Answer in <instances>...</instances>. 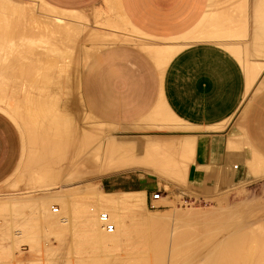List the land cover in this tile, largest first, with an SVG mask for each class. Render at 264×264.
Returning a JSON list of instances; mask_svg holds the SVG:
<instances>
[{
    "label": "crops",
    "instance_id": "crops-1",
    "mask_svg": "<svg viewBox=\"0 0 264 264\" xmlns=\"http://www.w3.org/2000/svg\"><path fill=\"white\" fill-rule=\"evenodd\" d=\"M43 1L62 12L64 31L82 33L72 51L83 58L75 73L80 99L95 119L128 131L120 140L150 137L182 148L192 136L188 183L203 195L230 188L226 170L251 162L249 153L264 160V0ZM166 111L188 130L165 120ZM152 126L159 131H133ZM20 142L0 116V178L22 164ZM136 181L132 192L148 198L150 182Z\"/></svg>",
    "mask_w": 264,
    "mask_h": 264
},
{
    "label": "bare ground",
    "instance_id": "bare-ground-1",
    "mask_svg": "<svg viewBox=\"0 0 264 264\" xmlns=\"http://www.w3.org/2000/svg\"><path fill=\"white\" fill-rule=\"evenodd\" d=\"M5 1V0H4ZM248 1V0H247ZM7 3H9V2H7ZM0 4L2 5V4H4L3 5V7H1V8H4V11H2V12H6L7 14H9V13H11L12 14V16H13V14H15V13H21L20 11H18L17 12V8H20V7H16V9H15V7L12 5V3L10 2V4L9 5H7L6 3H1L0 2ZM10 5H12V6H10ZM248 6V5H247ZM19 10H22V9H19ZM13 12V13H12ZM0 13H1V9H0ZM3 13V14H4ZM5 13V14H6ZM2 14V13H1ZM1 14H0V17H1ZM245 15V14H244ZM8 16H10V15H8ZM3 17H4V15H3ZM8 18V17H7ZM17 18V17H16ZM19 18V17H18ZM23 18H25V16L23 17ZM31 18V17H30ZM259 18V17H258ZM1 19V18H0ZM245 19V18H244ZM5 20H8V19H6L5 17H4V19L2 20L1 19V21H5ZM11 20V19H10ZM25 20V19H24ZM26 20H27V18H26ZM30 20V19H29ZM59 22H61L59 19H57ZM63 20V19H62ZM0 21V28H1V32H0V38H4V39H6V37L7 38H9V39H13L12 41H15L16 39H15V37H17V35H19V33H20V38L21 37H23V38H25V39H27L26 38V35H29V41L27 40V45L28 46H26V43H23V42H26V40L25 41H23L22 42V40H23V38H21L22 40H20V38H18V41H21L20 43L19 42H17L19 45H22V44H24V45H22L21 46V48H23L24 50H27V51H25V52H23V53H25V55L27 54L28 55V50H29V48H33V46H35V42H34V44L32 43L33 41H34V39H33V41H32V38H33V36H34V34H31L32 33V31H33V28L31 27H29L30 29H28V27L26 28V27H23L22 26V24H20V23H18V25L19 26H16V27H20L19 29L18 28H16L15 29V25H13L12 27H13V30H9L8 31V27H10V26H7L6 28H7V30H6V32H4L5 31V29L3 30L2 28H5L4 26H5V23H7V21H5V22H3V24H2V22ZM14 21H16V20H14ZM20 21H21V18H20ZM70 21V20H69ZM228 21V20H227ZM244 21V20H243ZM58 22V25L60 24V26H55V28L56 29H58V30H56L57 31V34H58V32H61L60 34H61V36H60V34H58V35H55L56 33H54V35H55V38L54 39H56V37H61V40H60V42L58 43L57 42V44L55 43L56 42V40H55V42H53V40H51L52 42H50V39H52L53 38V36H49V38H47V36H46V39H48V40H46L45 38H43V37H45L44 35L43 36H41V37H39V41L40 42H38V38L36 39L35 38V41L36 42H38V44H39V46H41V48H43V50H42V53L41 54H39L40 52H37V55L39 54V60L37 61V59H34V60H36V62L38 63H40L41 62V65H42V68H39V69H41V71L40 70H38V71H40L39 73H38V71L37 72H35L36 74L38 73L41 77H39V79H40V83H42V84H40V86L41 87H38L37 85H38V78H37V75H36V79H38V80H36L35 81V83L37 82V85H35L34 84V82H33V85L31 84H22V81H20L21 79H20V77L19 78H17L18 76L17 75H19V73H23L24 74V72H25V75L28 77L27 79H29V78H31L30 80H33L34 81V79L35 78H33L32 79V77H35V76H32V75H34V73L32 74V75H30V71H28L29 69H27V71H26V68L27 67H29L28 65H27V63L29 64V62H30V64L31 63H33V62H31L30 60H29V58L31 57V55H28L27 57H28V59H26L25 58V55L22 57V58H19L20 56H19V54H21V52L22 51H20V50H22V49H20V48H18L16 45V43L15 42H11L10 40V42L11 43H13L12 44V46H10L12 49H11V52L13 51V50H16V52L15 51H13V52H15L14 53V55L15 56H13V59L12 60H10L12 57H10V59H9V56H7L8 55V52H10V50L9 51H7V53L6 54H4L2 57H0V67H1V64H2V62H5V65L4 66H2V68H0V73L2 74V76H1V74H0V76L2 77V79L4 80H2V81H0L1 83H0V90L2 89V93H3V91H5L4 89L6 88V86H9L8 85V83L10 84V77L11 76H9L10 74H11V72H15L17 69H18V71H16L17 72V74H15L14 73V79H13V84H15V86L13 87V84H12V88H13V90H10V93H12V96H11V98H13L14 96H15V98H16V100H17V102L16 101H14V102H16V103H18V104H20V103H23V107L26 109V116H24V117H28L29 118V120H30V122H33L32 120H39V121H37V122H39V123H37L36 121H34V122H36V126L38 125V124H40V125H38L39 127H41L42 129H43V132H40L41 130H38L37 131V133L39 132V134H37V133H33L34 134V139H32V143L33 144H35V146L36 147H41V149H42V147H43V150H44V154L46 153L47 154V156H48V154H49V156L48 157H45V156H40V155H35V154H32V156H31V159L32 160H35V161H37V163L35 164V162H34V164H31L30 166V168L32 169V167H34L35 169H34V171L35 170H37V171H35L36 173H37V175L39 176V174L41 175V179H43L44 180V177L46 176V177H49L48 179L50 180V181H53V182H50L51 183V185L49 186V185H47L48 184V182L49 181H47L46 183L47 184H45L44 183V186H42L43 185V183H42V185L40 186V185H38V187L37 188H39V186H40V188L38 189V192H41V193H43L44 194V196L45 195H47L45 198H41L43 195H41V197H40V199H34V200H36V201H32V199L30 198L29 200H28V198H26V201H24V200H16V198H14V200H12V201H9L8 199V201H6V198H1V199H5V201H4V203H3V200H1L2 201V203L0 202V218L2 217V226H3V230H2V232L3 233H0V242H1V244H0V255H4L3 256V260H1L0 259V264H7V263H5V262H8L10 259H14V250H13V248H14V243H19L20 242V239L21 238H23V234H24V237L28 240V235H29V233H26V230H25V227H24V225H22V224H27V219H25V222L23 223V219H22V217H21V220L22 221H20L21 222V226H19L17 223H15V222H17L16 220H15V222L12 220V219H14V217L12 218L11 216H16L15 215V213L13 214V212H14V210L18 207H20L19 209H21V207H24V208H26V206H30L29 208H31V206L32 207H34V209L36 210V212H37V215L39 216V219L41 220V221H43L44 222V225L43 226H41V227H44L43 229L45 230L46 228H45V225L46 226H48L49 228V230L51 229V231H48L49 233H50V235H51V237H55L56 239L58 238V242H59V240L61 241L62 240V243H63V241H67V242H69L70 240H71V238H70V235L71 236H73V234H70L72 231L71 230H73V228L74 227H76V226H78V222H80V223H83L84 224V229H85V231H83V232H85V236H86V241H89L90 243H92V242H94V243H102V244H108V243H110L111 245L110 246H112V247H115V248H121L122 246H124L125 244H127L128 242H130V241H132L131 243H132V246H135V245H137V244H135V245H133L134 243V240H132L133 238H132V234L134 235V233L136 234V235H134V236H136V238H137V236H138V239L137 240H139V241H144V242H148V243H151V242H153V241H156V240H154L155 238H157L158 239V234H161L162 233V230L164 231V229H163V227H164V224L166 223L165 221V223L163 222V220H164V218L162 219V220H160L161 219V217H159V219L158 218H155V219H157V220H151V219H153V218H151V217H147L146 216V214H144V211L143 210H141L140 209V205H139V201L140 200H138L139 199V196H138V194H143V193H141V192H124L123 194L125 195V198L123 199V200H121V199H118V198H116V197H108V196H106L104 193H102V190H101V188L99 189L98 187V185H96L95 187H90V188H88V191H87V193H85L86 194V197L88 198V199H90L91 200V204H92V206H89L90 204H88L87 205V202H81V209H80V206L79 205H76L74 202H76V201H78V198H76V196H75V199H76V201H74V193H80V191L81 190H79L78 188H77V190H76V188H75V190H72V189H70V183H69V186H67V184L66 183H63L62 184V181L65 179L64 177H65V175H67V174H69L73 169H71V171H69V173H67L66 174V172H64L66 169H69L70 170V168L72 167V168H75L76 170L73 172V174L75 175V176H77V177H79L80 175H84V176H90V175H94L95 176V179L96 178H100V177H108V176H113V175H118V174H123V173H130V172H140V173H143V174H145V175H151V176H154V177H156V178H158L159 180H161V181H166V182H173V180H174V183H177L178 181H180V182H184V178H187L188 177V175H189V173H191L192 172V170H191V168H192V164H190V162H191V160H192V157H193V153H194V142H193V140H192V136H191V140L189 141H187L186 140V143L184 144V146L181 148H179V147H174V146H172V145H165L162 141H160V140H157V139H153V138H150L149 136V138H136V139H122V140H116V139H112V140H105V141H108L107 143H105V146L104 147H101L100 145H102V141L101 142H99V143H101L99 146H98V142L97 141H99L98 139L101 137H99V138H96V135H94L95 137V139L97 140H93V138H91V136H92V134L94 133V132H96L97 130L95 129V131L94 130H92V128H91V130H89V129H87L88 130V132H86L83 128H80L81 129V131H83L84 130V132L86 133V136H84V138L86 137V139H84V138H81V132H79L80 130L78 129L79 128V126H77V125H79V124H81V123H78L77 124V122L79 121V116H77V120H76V118H75V116L73 115V114H71L72 115V118H71V116H69L68 117V115H67V113H65V110H68V108L70 107L69 106V104H71V103H73V102H69V104H68V100H66V102H67V106H69L67 109L65 108H63V109H60V106H59V104H61L62 102H64V103H66L65 102V100L64 101H62L63 100V96L65 95L67 98H72L73 97V99L72 100H74L75 99V92L73 91V93L74 94H72V93H70L69 92V87H68V85H67V81H69L70 80V76H68V72L70 71V70H73V74L74 73H76L77 71H78V65H79V63L81 62V59L79 58V56L78 55H76V54H74L73 52L75 51V49L74 48H76L77 46H76V43H77V39L76 38H78L79 36H80V34H82V33H80L79 34V32H77L76 34H77V37L76 38H74L73 37V35L72 34H70V33H74V31H72V30H70V29H66V30H68V32H64L63 31V21L61 22V23H59ZM73 22H74V20H73ZM99 22V21H98ZM11 23V22H10ZM25 23V22H24ZM238 23V22H237ZM246 23V22H245ZM17 24V23H16ZM229 24V23H228ZM244 24V23H243ZM2 25H3V27H2ZM9 25V24H8ZM11 27V28H12ZM238 27V26H237ZM24 28V29H23ZM26 28V29H25ZM73 28V27H72ZM233 28V27H232ZM242 28V27H241ZM84 29V28H83ZM228 29H229V27H228ZM244 29V28H243ZM15 30H17V31H15ZM20 32H19V31ZM24 30H26L25 31V33H24V31L22 32V31ZM30 30H31V32H30ZM51 30V29H50ZM55 30H52V31H55ZM60 30V31H59ZM74 30V29H73ZM241 30V29H240ZM239 30V31H240ZM10 31H11V33H13L12 31H15V33H13L12 34V36L10 35L11 33H10ZM30 32V34H29V32ZM47 31H49V29H47ZM52 31H49V32H52ZM72 31V32H71ZM229 31H230V29H229ZM246 31V30H245ZM5 33L4 35L3 34H1V33ZM8 32V33H7ZM17 32H19V33H17ZM233 32H234V30H233ZM243 32V31H242ZM242 32H240V34L242 33ZM6 33H7V36H6ZM48 32H46V34H47ZM84 33V32H83ZM90 33V32H89ZM228 33H230V32H228ZM247 33V31L245 32V34ZM10 36H9V35ZM16 36H15V35ZM21 34H25V35H22L21 36ZM79 34V35H78ZM85 34H86V32H85ZM231 34H232V32H231ZM240 34H238V38L240 37L239 35ZM244 34V33H243ZM1 35H2V37H1ZM14 35V36H13ZM33 35V36H32ZM48 35H49V33H48ZM74 35H75V33H74ZM84 35V34H83ZM97 35V34H96ZM233 36H234V34H232ZM237 35V34H236ZM249 35V34H248ZM4 36V37H3ZM6 36V37H5ZM30 36H32V38L30 37ZM94 36V35H93ZM93 36H92V38H93ZM100 36V35H99ZM10 37H12V38H10ZM71 37H73V38H71ZM86 37V36H85ZM84 37V38H85ZM90 38V36L89 35H87V37L86 38ZM224 37V36H223ZM230 37V36H229ZM243 37V36H242ZM30 38H31V40H30ZM40 38H42V41H41V39ZM80 38V37H79ZM101 37H99V39H100ZM221 38V37H220ZM235 38H237V36L235 37ZM237 38V39H238ZM4 39H0V42H1V40H4ZM82 39V38H81ZM91 39V38H90ZM109 39H111V38H109ZM224 39V38H223ZM233 39H234V37H233ZM242 39V38H241ZM246 39V38H245ZM225 40V39H224ZM231 40V39H230ZM6 41V40H5ZM75 41V42H74ZM86 41V40H85ZM220 41V40H219ZM4 42V41H3ZM79 42H80V40H79ZM78 42V43H79ZM233 42V41H232ZM9 42L7 41V45L9 46V44H8ZM29 43H31V44H33L32 45V47H31V45H29ZM55 43V44H54ZM77 43V44H78ZM82 43V42H81ZM235 43V42H234ZM238 43V42H237ZM1 44V43H0ZM5 44V45H6ZM105 44V43H104ZM2 45V44H1ZM4 45V46H5ZM15 45V46H14ZM18 45V46H19ZM79 45V44H78ZM239 45V44H238ZM36 46H38V45H36ZM35 46V47H36ZM7 47V46H6ZM15 47V48H14ZM26 47V48H25ZM28 47V48H27ZM33 48V49H35V50H37V47L36 48ZM228 47V46H227ZM235 47V46H234ZM238 47V46H237ZM249 47V46H248ZM19 50H18V49ZM38 48H40V47H38ZM60 48H62V49H64V51H66V55L64 56V54H62L63 55V57L60 59V63H59V66L57 67V68H51V66L49 67V66H43L44 64H45V61L47 60V58H49L50 57V54L51 55H53L51 52L52 51H54V50H58V49H60ZM7 49V48H6ZM73 49V50H72ZM17 50H18V52H19V54H17L18 52H17ZM23 50V51H24ZM35 50H34V52H35ZM247 50V49H246ZM33 51V50H32ZM73 51V52H72ZM10 52V53H11ZM13 52H12V54H11V56L13 55ZM27 52V53H26ZM33 52V53H34ZM30 53H32L31 51L29 52V54ZM64 53V52H63ZM76 53V52H75ZM240 53V52H239ZM78 54L80 55V53L78 52ZM249 54V53H248ZM247 54V55H248ZM10 55V54H9ZM16 55H17V57H16ZM35 54H33L32 55V58H30V59H33V58H35V57H33ZM36 55V57L38 58V56ZM245 55V54H244ZM19 56V57H18ZM30 56V57H29ZM41 56V57H40ZM7 57H8V59H9V61H8V59H7ZM17 58V60L19 59L20 61H21V63L19 64V60L17 61V60H15L16 58ZM43 57V58H42ZM81 57V56H80ZM83 57V56H82ZM245 57H247V56H245ZM1 58H2V60H1ZM23 61H22V60ZM40 59H41V61H40ZM80 59V60H79ZM83 59V58H82ZM14 60V61H13ZM33 60V61H34ZM27 61V62H26ZM247 61V60H246ZM22 62H24V64L22 63ZM35 62V61H34ZM42 62H43V64H42ZM20 65L19 67H18V64ZM262 62H259V65L261 64ZM22 64V65H21ZM29 64V65H30ZM82 64V63H81ZM80 64V66H82ZM26 65H27V67H26ZM255 65V64H254ZM22 66H24V67H22ZM33 67H37V66H34V64L32 65ZM40 66V64L38 65V67ZM251 66H252V64H251ZM261 66V65H260ZM264 66V65H263ZM263 66H261V68H264ZM32 67V68H33ZM13 68H15L16 70H14ZM49 68H51V69H49ZM80 68V67H79ZM38 69V68H37ZM256 69H258V67L256 66ZM19 70H20V72H19ZM32 70V69H31ZM36 70V69H35ZM80 70V69H79ZM261 70V69H260ZM81 71V70H80ZM80 71H78V72H80ZM258 70H256V72H257ZM27 72H29V73H27ZM254 72V71H253ZM257 74V73H256ZM260 75V74H259ZM17 76V77H16ZM20 76V75H19ZM31 76V77H30ZM75 76H77L76 74H75ZM74 76V77H75ZM80 76V75H79ZM0 77V78H1ZM7 78L6 80H8V83L6 84V83H3L2 84V82H5V79L4 78ZM15 77H16V79H15ZM78 79L80 78V77H77ZM12 79H11V81H12ZM18 79H20V80H18ZM1 80V79H0ZM29 80V83L31 82ZM71 81V80H70ZM18 82V83H17ZM19 82L21 83V84H19ZM78 82V81H77ZM77 82H76V84H77ZM80 82V81H79ZM16 83L18 84V85H16ZM32 83V82H31ZM6 84V85H5ZM70 84V83H69ZM78 84H80V83H78ZM5 85V86H4ZM35 85V86H34ZM37 86V87H36ZM69 86H71V85H69ZM64 87V88H63ZM76 87H77V85H76ZM75 87V88H76ZM79 87H80V85H79ZM9 88V87H8ZM11 88V89H12ZM36 88H38V89H40L39 91H38V89H36ZM73 88V87H72ZM71 88V89H72ZM78 88V87H77ZM33 89H36L35 91H37V92H39V93H37V94H35L36 92L33 90ZM74 89V88H73ZM78 89H80V88H78ZM66 90V91H65ZM68 90V91H67ZM6 91H8V89H6ZM35 92V93H34ZM67 92H69L70 93V95H69V97L67 96ZM2 93H1V95H2ZM34 93V94H33ZM80 93V92H79ZM4 94V96L6 97V94H7V92L6 93H3ZM72 95H74V96H72ZM79 96H80V94H78ZM8 96H10V94L8 95ZM3 98V97H0V98H3L4 100H1L0 99V111L1 112H3L5 115H7L8 117H9V115L13 118V119H15V120H17V117L18 118H23V114L20 112V108H22L21 107V105H19L20 106V108H18V105H17V108L16 107H14V108H12V107H9V106H6V108H3V105H4V103H6L5 102V99L6 98ZM10 98V97H9ZM37 98H38V101H39V103H41L39 106L37 105V106H34L33 105V103H34V99H36L37 100ZM77 98H79V97H77ZM80 98H82V97H80ZM42 99V100H41ZM10 100V99H9ZM22 100V101H21ZM40 100H41V102H40ZM79 100H81V99H79ZM79 100H78V102H79ZM76 101V100H75ZM82 101V100H81ZM77 102V103H78ZM10 103H11V101H10ZM9 103V104H10ZM76 102H74V104H75ZM74 104H71V105H74ZM80 105H81V103H79ZM6 105H8V104H6ZM12 105V104H11ZM84 105V104H83ZM62 106V105H61ZM63 106H65L64 104H63ZM78 107V106H77ZM23 108V109H24ZM79 108V107H78ZM77 108V109H78ZM71 109V108H70ZM75 109V108H74ZM87 110H88V108H86ZM80 110V109H79ZM79 110H77V111H79ZM70 111H72V110H70ZM82 111V110H81ZM89 111V110H88ZM72 112H74V110L72 111ZM76 112V111H75ZM167 112V111H166ZM165 112V115H163V117L165 116V120L167 119V121H173L174 122V124H175V121H176V123L178 122L179 123V121H178V119H177V117L175 116V115H173V116H171L170 114V112H167L168 114H169V116H168V118H166L167 116L166 115H168L167 113ZM77 114L79 113L80 115H82L81 114V112H76ZM75 113V114H76ZM78 114V115H79ZM90 115V114H89ZM92 115V114H91ZM88 116V115H87ZM156 116H157V113H156ZM155 116V117H156ZM175 116V117H174ZM73 117H74V119L76 120V122L74 123V125H73V123H72V121H71V119H73ZM86 117V116H85ZM90 117V116H89ZM94 117V116H93ZM92 117V118H93ZM10 118V117H9ZM79 118V119H78ZM88 118V117H87ZM91 118V117H90ZM91 118V119H92ZM147 118V117H146ZM150 118H152V117H150ZM27 119V118H26ZM73 119V120H74ZM82 119V118H81ZM86 118H84L83 120H85ZM97 119V118H96ZM82 120V121H83ZM164 120V121H165ZM87 121H89V123L91 122L90 120H87ZM93 121V120H92ZM154 121L155 122H157L156 124H158V121L157 120H155L154 119ZM161 121V120H160ZM162 121H163V119H162ZM166 121V122H167ZM85 123H86V121H84ZM93 122H95V121H93ZM143 122V121H142ZM154 122V123H155ZM165 122V123H166ZM29 123V122H28ZM103 123V122H102ZM147 123H148V121H147ZM153 122H151V124H152ZM164 123V124H165ZM168 123V122H167ZM30 124V123H29ZM101 124V123H100ZM99 124V126H100V128L103 126H101ZM136 124V123H135ZM170 124V123H169ZM181 124V123H180ZM179 124V125H180ZM34 125H35V123H34ZM93 125V124H92ZM94 125H96V124H94ZM93 125V126H94ZM98 125V124H97ZM149 125V124H148ZM182 125L184 126V124L182 123ZM181 125V126H182ZM35 126V127H36ZM85 126V125H84ZM83 126V127H84ZM87 126V125H86ZM90 126V125H89ZM92 126V127H93ZM137 126H139V125H137ZM144 126V125H143ZM146 126V125H145ZM151 126V125H150ZM149 126V127H150ZM168 126H171V125H168ZM182 126V127H183ZM185 126H187L186 124H185ZM39 127H36V128H38L39 129ZM74 127V128H73ZM82 127V126H81ZM113 127V126H112ZM119 127V126H118ZM148 127V128H149ZM178 127H180V126H178ZM40 128V129H41ZM85 128V127H84ZM90 128V127H89ZM95 128V127H94ZM115 128H116V126H115ZM142 127H140V129H141ZM154 127L152 126V128L151 129H153ZM167 128V127H166ZM165 128V130H167ZM236 128H238L239 130H244V120H242L238 125H237V127ZM30 129H31V127H30ZM102 129H103V127H102ZM136 129H138V128H136ZM168 129H170V128H168ZM172 129V128H171ZM174 129V128H173ZM178 129V128H177ZM184 129V128H183ZM187 129V128H186ZM32 130H34V129H32ZM37 130V129H36ZM104 130V129H103ZM129 130V129H128ZM139 130V129H138ZM145 130H147V127H145ZM154 130V129H153ZM175 130H176V127H175ZM188 130V129H187ZM190 130H193V129H190ZM207 130V129H206ZM211 130V129H210ZM101 131V130H100ZM121 131V130H120ZM124 131H126V130H124ZM131 131V130H130ZM133 131H135V128H134V130ZM140 131V130H139ZM138 131V132H139ZM141 131H142V129H141ZM149 131V130H148ZM36 132V131H35ZM90 132H93L92 134L90 133ZM101 132H103V131H101ZM106 132H108V130L106 131ZM111 132H114V131H111ZM110 132V133H111ZM116 132V131H115ZM161 132V131H160ZM85 133H83L82 132V134L83 135H85ZM97 133H99L98 131H97ZM109 133V134H110ZM89 134L91 135L90 136V138L92 139V141L94 142V144L93 145H96L95 143H98L97 144V146L96 147H94V146H92L93 147V150L94 151H96L95 153H94V151L91 149L92 147H91V145H90V147L88 146V148L86 149V148H84L85 146H87L88 145V143L86 144V140H88L89 139V137H87V135L89 136ZM245 134V133H244ZM37 135V136H36ZM38 135H41L40 137H38ZM82 135V136H83ZM97 135H99V134H97ZM101 135V134H100ZM103 135V134H102ZM108 135V134H107ZM167 136H169V135H167ZM49 137H52V139L53 140H50L51 141V143H49V140H48V138ZM93 137V136H92ZM120 137V136H119ZM122 137V136H121ZM120 137V138H121ZM129 137V136H128ZM135 137V136H134ZM140 137H142V136H140ZM236 137V138H235ZM235 137H233V139H232V141L233 142H231V144H232V146H236V140L239 138L240 139V137H238V136H235ZM238 137V138H237ZM88 138V139H87ZM110 138V137H109ZM51 139V138H50ZM67 139H68V141H67ZM81 139L82 140H84V150L85 151H81V152H84L83 154L85 155L86 153V151H87V153H89V154H86L87 155V157H85V156H83V154L82 153H80V148H79V145L82 147L83 146V141H81ZM65 140L67 141L66 143H65ZM195 140H196V138H195ZM194 140V141H195ZM92 141H90L91 143H93ZM231 141V140H230ZM248 141V140H247ZM65 143V144H64ZM80 143H82V145L80 144ZM104 143V142H103ZM68 144H71L72 146L74 145V147H73V150H75V152H77V154H78V152L83 156V157H85V158H88V155H93V156H89V158H88V164H75L76 162L77 163H79L80 162V160L81 159H83L82 158V156H80V154H79V156L76 158V156H77V154L75 153V152H71V150H70V147L72 148V146L70 145V146H68ZM234 144V145H233ZM248 144H249V142H248ZM62 145H63V149L61 150V148H62ZM78 145V146H77ZM64 146H66V148H68V149H65V147ZM103 146V145H102ZM40 147H39V149H40ZM59 147H60V150H59ZM76 147H78L79 148V150H78V148H76ZM94 148H96V149H94ZM98 148H99V151H98V153H97V150H98ZM101 148V149H100ZM239 148V147H238ZM48 149V150H47ZM55 149H57V151H56V153H55ZM65 149V152L63 151ZM82 149V148H81ZM88 149H90L89 150V152H88ZM35 150H36V148H35ZM45 150H47L48 152H45ZM70 150V151H69ZM76 150H78V151H76ZM231 150H234V149H232L231 148ZM230 150V151H231ZM242 150V149H241ZM54 151V152H53ZM66 151H69V152H71V155H72V158H71V155H70V153L69 152H66ZM235 151H237V150H235ZM59 152L60 153H62V154H59ZM35 153H36V151H35ZM54 155H53V154ZM64 153V154H63ZM66 153V154H65ZM73 153V154H72ZM74 153H75V155H74ZM93 153V154H92ZM57 156H56V155ZM62 155V156H59V155ZM68 154V155H67ZM230 154H231V152H230ZM229 154V155H230ZM232 154H233V151H232ZM238 154L239 155H241L240 154V152H235L232 156L234 157V159H235V161H237V160H241V158H242V155L239 157L238 156ZM51 155V156H50ZM67 155V156H66ZM70 155V156H69ZM236 155V156H235ZM54 156H56V157H58V158H56V160H55V157ZM65 156V157H64ZM68 156L71 158V160H73V157H74V160L72 161V163L73 164H68V167H66V169L65 170H63L64 169V165H65V163H66V161H67V159H68ZM52 157H53V159L55 160V161H57L58 159H61V161H62V159H64L63 160V162L65 161V163H64V165L62 164L63 162H60V160H58V162L56 163L53 159H52ZM59 157H61V158H59ZM62 157H64V158H62ZM233 157H231L230 156V158H232L233 159ZM236 157V158H235ZM81 158V159H80ZM237 158H239V159H237ZM31 159H30V161H31ZM48 159H51V161H54L55 162V164H40L41 162H43V160H48ZM75 159H77L78 161H76ZM231 159V160H232ZM233 159V160H234ZM71 160H68V162H70ZM251 160V159H250ZM74 161H76L75 163H74ZM193 161V160H192ZM249 161V160H248ZM247 160H246V162H248ZM241 162H243V159L241 160ZM58 163H60L61 165H63L62 167H63V169L61 168L60 169V175L62 176V173L61 172H64V176L62 177L63 178V180L61 181V179L59 180V178H61V176H59L58 174H59V169L57 168V167H60L61 165L60 164H58ZM244 163V162H243ZM251 163H253V162H251ZM249 164V163H245V164H243V169H242V171H240V173L239 172H235V173H239L240 175H243L244 173H246V172H248L247 170L248 169H251V168H255L254 170H250L249 172H254V173H256V174H258L259 172H262L261 170H259V169H256L257 168V166H255V167H253L254 166V163H253V166H251L252 164ZM67 164V163H66ZM59 165V166H58ZM258 165V164H257ZM259 167V166H258ZM51 168V169H50ZM54 168H57L58 170H57V172L54 174V172L56 171H51V170H53ZM240 168V164H234V169H239ZM261 168H262V166H261ZM29 169V168H28ZM61 170H63V171H61ZM264 170V169H263ZM31 171H33V170H31ZM67 172H68V170H66ZM255 171H257V172H255ZM259 171V172H258ZM39 172V173H38ZM53 172V173H52ZM231 172V171H230ZM58 173V174H57ZM43 174V175H42ZM53 174H54V176L55 175H57V177L58 178H56V177H54L53 176ZM226 174V173H225ZM224 174V175H225ZM32 175H34V172H33V174ZM69 175H72V173L71 174H69ZM69 175H67V179H68V177H69ZM229 175V174H228ZM35 176V175H34ZM38 176H35L36 178L38 177ZM237 176V175H236ZM34 177V178H35ZM259 177V176H258ZM32 179V180H34V185H35V183H36V180L38 181H41L40 179H39V177H38V179ZM235 178V177H234ZM29 179H31V178H29ZM47 179V178H46ZM92 179V178H91ZM252 179H254V177L252 178ZM75 180V179H74ZM185 180H187V179H185ZM71 181H72V179H71ZM77 181V180H76ZM76 181H74V182H76ZM82 181V180H81ZM227 181V180H226ZM250 181V180H249ZM254 181V180H253ZM42 182H44V181H42ZM58 182H59V184H58ZM70 182V181H69ZM233 182V181H232ZM234 182H236V181H234ZM240 182V181H239ZM39 183V182H38ZM60 183H61V185H60ZM72 183V182H71ZM85 183V182H84ZM247 183V182H246ZM22 184V183H21ZM31 184V183H30ZM37 184V183H36ZM41 184V183H40ZM97 184V183H96ZM170 184H172V183H170ZM251 184V183H250ZM58 185H60V187H55V186H58ZM94 185V184H93ZM187 185V184H186ZM36 186V185H35ZM54 186V187H53ZM76 186H78L79 187V185H76ZM98 186V187H97ZM32 188H33V186H31ZM30 187V188H31ZM72 187V186H71ZM82 187V186H81ZM87 188V187H86ZM97 188V189H96ZM85 189V188H84ZM99 189V190H98ZM86 190V189H85ZM101 190V191H100ZM33 191V190H32ZM37 191V190H36ZM85 192V191H84ZM36 193V192H35ZM82 193H83V190H82ZM7 195V194H6ZM18 195H20V194H18ZM29 195V194H28ZM155 195V194H154ZM161 197H160V200L163 198V193H161ZM26 196H27V194H26ZM43 196V197H44ZM78 196V195H77ZM142 196V195H141ZM153 196V195H152ZM6 197V196H5ZM10 197H11V195H10ZM83 197V196H82ZM7 198H9V194H8V197ZM24 198V197H23ZM22 198V199H23ZM36 198H39V197H36ZM81 198V197H80ZM86 198V199H87ZM123 198V197H122ZM19 199V198H18ZM85 199V198H84ZM83 199V200H84ZM84 200V201H87V200ZM11 200V199H10ZM55 200H57L58 201V207L57 206H53L52 205V203L53 202H55ZM81 200V199H80ZM160 200H157V201H151V199H150V204H151V206H154L153 205V202H158V201H160ZM264 200V199H263ZM79 202V201H78ZM82 203H86V205L85 204H82ZM89 203H90V201H89ZM247 204V203H246ZM76 205V206H75ZM85 205V206H84ZM244 205L245 204H243V205H241L243 208H244ZM249 206V205H248ZM248 206H246L245 205V207L247 208ZM258 206H260L259 204H258ZM258 206L257 207H255V209L256 208H258ZM154 207H156V206H154ZM230 207V206H229ZM234 207L235 206H233L231 209L230 208H226V209H224L223 210V208L221 209L220 208V210H218L217 212H214V211H212V212H209V213H206V214H200V213H193V214H191V215H189V218L190 217H192L191 219L192 220H194V221H185V220H187V219H189V218H185L186 216H181V217H184L185 219H184V221L186 222V224L187 225H189L190 224V227L193 229V230H191V228L190 229H188V231H192L191 232V235L193 234L194 235V230L195 231H197L198 233H196L195 235H197V237L198 236H200V235H202L203 237V239L201 240L200 239V241L198 242L197 241V239L198 238H200V237H198V238H193L191 235V237H192V240L190 239L191 237L189 236V235H187V237L189 236L190 238V241H191V243H193V241L195 242V240L197 241V243H200V244H198L199 246L198 247H196V246H192L191 247V249H190V247H189V249L191 250V252H190V250H189V252L188 253H185V254H183L184 252H187V248H188V246H187V248H185L186 247V245H189V244H184V243H180V242H185V241H187V240H183V241H181V239H183L182 237H184V236H186V235H183V233L182 234H180V236H181V239L179 240L180 242V244H184V248L185 249H183V250H185V251H182V248L183 247H181V246H179L180 244H178L177 242H175V243H177V248L174 246V247H172L173 248V251H174V253H175V251L180 247L181 249H180V251L178 252V251H176L177 252V254H179V253H182L183 255H177V257L175 256V254L173 253H171V258H169L170 259V261L168 262L169 264H264V241L263 242H261L260 240V243H261V245H258V243L259 242H257V247H256V244H255V246L253 245L252 246V244H251V246H249V245H247V244H249L251 241H252V239H253V236H252V234L253 233H256V235H257V232L255 231V232H252V230H253V228L254 227H252L250 230L251 231H249V232H247V230H249V229H244L245 227L244 226H246V228L247 227H249L250 225H253L254 223H258V221H260L259 219V216H258V220L257 219H255L256 221L254 222V220H252L253 222V224L251 223V221H250V225L249 224H246V223H249V221H246V218L244 219V218H241V217H244L243 215H240V214H238V216L240 215L241 217H238L237 216V214H236V212L235 211H238V210H235V209H237L236 207H235V209H234ZM261 207V206H260ZM259 207V208H260ZM18 208L16 209V210H18ZM24 208H22V209H24ZM21 209V210H22ZM32 209V208H31ZM118 209H127V210H129L130 212H131V214L133 215L134 214V216H138V217H140L139 219V221L141 222H139V221H135V223H136V225H137V222H139L141 225H142V227H145V229L144 230H140V228H141V225H140V228H139V226H136V229L137 228H139L138 230H135V228H134V224L135 223H133V226L131 225L132 224V222H133V219L132 220H130V222L129 223H131L130 225L132 226H130L129 225V223L127 222V220L126 221H124V222H122V226L120 227V228H118L116 231H115V227H114V225L110 222V217H109V215L112 213L111 211H116V210H118ZM155 209V208H154ZM245 209V208H244ZM248 209V208H247ZM244 210V211H248V210ZM13 210V212L11 213V211ZM20 210V211H21ZM26 210H28V208H26ZM25 210V211H26ZM102 210V212H103V210L104 211H106L107 213L109 212H111L109 215L107 214V213H100L99 211H101ZM250 210H252V209H250ZM249 210V211H250ZM30 211V210H29ZM18 212V211H17ZM22 213L24 212V211H21ZM28 212V211H27ZM32 212H33V210H32ZM32 212H30V214L32 213ZM99 212V218H98V216L96 215V213H98ZM179 212V211H178ZM19 213V212H18ZM22 213H19V215L20 214H22ZM26 213V212H25ZM34 213H35V211H34ZM34 213H32V215L34 214ZM13 214V215H12ZM30 214H29V216H30ZM103 214H107L108 215V223L109 224H111L112 226H113V231L112 232H109L108 231V229H107V225L102 221V215ZM241 214H243V213H241ZM23 215V214H22ZM26 215H28L27 213H26ZM145 215V216H144ZM181 215V214H180ZM184 215V214H183ZM18 216V215H17ZM261 216H264V215H261ZM260 216V217H261ZM34 217H35V215H34ZM180 217V218H181ZM20 218V217H19ZM19 218H18V220H19ZM24 218V217H23ZM26 218H27V216H26ZM29 218V217H28ZM32 218V217H31ZM151 218V219H150ZM170 218V217H169ZM177 218V217H176ZM241 218V219H240ZM262 218V217H261ZM17 219V218H16ZM30 219V218H29ZM38 219V218H37ZM183 219V218H182ZM31 220V219H30ZM36 220V219H35ZM128 220V221H129ZM169 220V219H168ZM167 220V221H168ZM190 220V219H189ZM246 222H245V221ZM29 221V220H28ZM32 221V220H31ZM31 221H29L28 222V224H32V222ZM37 221V220H36ZM180 221H182V220H180ZM183 221V223L185 224V222ZM264 221V220H263ZM34 223V222H33ZM36 223H38V221L36 222ZM164 223V224H163ZM177 223V222H176ZM181 223V222H180ZM18 226H17V225ZM28 224H27V226H26V228H28ZM163 224V227L161 226ZM246 224V225H245ZM34 226H36L35 224H33ZM176 225H178V223L176 224ZM175 225V226H176ZM182 225V224H181ZM181 225H179V226H181ZM244 225V226H243ZM247 225H249V226H247ZM15 226V227H14ZM31 226V225H30ZM29 226V227H30ZM51 226V227H50ZM82 226V225H81ZM80 226V227H81ZM160 226H161V228H160ZM179 226H177V227H179ZM183 226V229H184V227H185V231H187L186 230V227H188L189 228V226H184V225H182ZM181 226V227H182ZM242 226V227H241ZM11 227H14V228H11ZM31 227H33V226H31ZM83 227V226H82ZM168 227V226H167ZM180 227V228H181ZM236 227H241L240 229H241V231L239 230V232H236L237 231V229H239V228H236ZM244 227V228H243ZM251 227V226H250ZM249 227V228H250ZM18 230H17V229ZM39 229V230H37V231H40V226L38 225L37 227H35V229ZM77 228V227H76ZM76 228H75V230H76ZM134 228V229H133ZM156 228L157 229H161V233H155V231H156ZM180 228H178V229H180ZM14 229H16L17 230V233L14 231ZM34 229V228H33ZM33 229H32V231H33ZM83 229V228H82ZM142 229V228H141ZM177 229V231H179ZM259 228H257V230H258ZM43 230V231H44ZM232 230H234L233 232H232ZM254 230H255V228H254ZM30 231H31V228H30ZM30 231H28V232H30ZM31 231V232H32ZM45 231H47V230H45ZM74 231V230H73ZM80 231V230H79ZM82 231V230H81ZM80 231V232H81ZM153 231V232H152ZM165 231H167L166 230V228H165ZM24 232V233H23ZM34 232H36V231H33V233ZM78 232V231H77ZM82 232V233H83ZM151 232L152 233H155V234H153L154 236L157 234V236L156 237H154V236H151L152 234H151ZM250 232L252 233V234H250ZM45 233V232H44ZM167 233H168V231H167ZM166 233V234H167ZM175 233V232H174ZM181 233V232H180ZM237 233V234H236ZM249 233V234H248ZM263 233V232H262ZM26 234H27V236H26ZM46 234H47V232H46ZM45 234V235H46ZM75 234H76V231H75ZM151 234V235H150ZM173 234V233H172ZM186 234V233H185ZM200 234V235H199ZM259 234V233H258ZM261 234V233H260ZM50 235H48L47 234V236H49L50 237ZM81 235V234H80ZM163 235H165V233L163 234ZM162 235V236H163ZM168 235V234H167ZM183 235V236H182ZM204 235H207V236H205L204 237ZM262 235H264V234H262ZM261 235V236H262ZM16 236H18V238H20V239H17V237ZM19 236H21V237H19ZM34 237V239H33V237ZM39 236V235H38ZM43 236V235H42ZM162 236H160V237H162ZM179 236V237H180ZM252 236V237H251ZM255 236V235H254ZM30 237H32V238H30ZM30 237H29V240H28V242H30L31 243V241L32 240H34L35 241V239L36 238H38V237H36L35 238V236L32 234V235H30ZM50 237V238H51ZM152 237H154L153 238V241H151V239H152ZM159 237V238H160ZM195 237V236H194ZM260 237V236H259ZM259 237H256V238H259ZM262 237H264V236H262ZM25 238H23L24 240H26ZM40 238V237H39ZM177 238V237H176ZM175 238V239H176ZM185 238V237H184ZM209 238V239H208ZM32 239V240H31ZM55 239V240H56ZM77 239H79V238H77ZM134 239H135V237H134ZM174 239V240H175ZM261 239V238H260ZM22 240V239H21ZM41 240V239H40ZM43 240V239H42ZM84 240V241H85ZM136 240V239H135ZM136 240V241H137ZM159 240V239H158ZM164 240V239H163ZM162 240V241H163ZM167 239H165V241H166ZM177 240H178V238H177ZM254 240V239H253ZM257 240V239H256ZM33 241V242H34ZM72 241V240H71ZM78 241H80V240H78ZM81 241L83 242V239H81ZM168 242H169V240H167ZM176 241V240H175ZM203 241H204V244L202 245V243H203ZM250 241V242H249ZM35 242H38V241H35ZM52 242V241H51ZM53 242H55L54 240H53ZM89 242H86V244H85V246L87 245V243L89 244ZM138 242V241H137ZM144 242H141V243H143V245L144 246H142V244H140L141 246H142V250L144 251L146 248H145V246H147L148 245V243H147V245L146 244H144ZM158 242V241H157ZM164 242V241H163ZM38 243H41V241L40 242H38ZM156 243V242H155ZM152 244V246H153V248H154V246L156 245V244ZM160 244L159 245H161V241L159 242ZM173 243H174V241H173ZM173 243H171V245L173 246ZM175 243H174V245H175ZM187 243H188V241H187ZM206 243V244H205ZM253 243V242H252ZM254 243H256L255 241H254ZM263 243V244H262ZM20 244V243H19ZM35 244H37V243H35ZM69 244H71V243H69ZM72 244H73V241H72ZM82 244V243H81ZM84 244V243H83ZM96 244H94V246L96 245ZM158 244V243H157ZM43 245V244H42ZM59 244H57V246H58ZM60 245H63L64 247H66L65 245H68V244H60ZM75 245H78V242H77V244H75ZM90 245V244H89ZM98 245V244H97ZM96 245V246H97ZM127 245H130V243L129 244H127ZM127 245H125V247H127ZM158 245V247H157V245L155 246V249H158L160 246ZM168 245V244H167ZM45 246V245H44ZM49 246V245H48ZM83 246V245H82ZM84 246V247H85ZM94 246H93V248H94ZM95 246V248H97ZM102 246V245H101ZM106 246H108V245H106ZM131 246V245H130ZM141 246H138V247H136L137 248V253H138V251H140L138 248H141ZM164 246V245H163ZM191 246V245H190ZM35 247V246H34ZM37 247V246H36ZM59 247V246H58ZM67 247H69L70 248V245L69 246H67ZM78 247H80V245L78 246ZM104 247V246H103ZM148 247V246H147ZM150 247V246H149ZM157 247V248H156ZM169 247H171V246H169ZM46 248V247H45ZM54 247H52V248H50V249H53ZM57 248V247H56ZM56 248H55V250H56ZM69 248H68V250H69ZM86 248V247H85ZM95 248H94V250H95ZM100 248V247H99ZM128 248H130L129 246H128ZM136 248H133V249H135L136 250ZM152 248V247H151ZM151 248H149V250L151 249ZM153 248H152V250H153ZM161 250H162V245H161ZM166 248V247H165ZM172 248H171V251H172ZM253 248V249H252ZM15 249V248H14ZM63 249V248H62ZM67 249V248H66ZM100 249H102V247L100 248ZM119 249H117V251L119 250ZM131 249V248H130ZM174 249H176V250H174ZM194 249V250H193ZM47 250H48V248H47ZM46 249H45V251H47ZM58 250V249H57ZM60 250V249H59ZM65 250V249H64ZM73 250H74V248H73ZM76 250V249H75ZM93 250V249H92ZM94 250L93 251H91V252H94ZM109 250V249H108ZM107 250V251H108ZM111 250V249H110ZM116 250V249H115ZM115 250H113L114 252H116ZM134 250V251H135ZM161 250H159V251H161ZM194 252H193V251ZM51 251V250H50ZM62 251V250H61ZM60 251V252H61ZM88 251V250H87ZM90 251V250H89ZM96 251H98V250H96ZM120 251V250H119ZM130 251H132V250H130ZM143 251H141V252H143ZM168 251V250H167ZM172 251V252H173ZM182 251V252H181ZM54 252V251H53ZM59 252V253H60ZM91 252H89V253H91ZM111 252V251H110ZM120 252H122V251H120ZM145 252H146V250H145ZM145 252H143L144 254H145ZM164 252V251H163ZM58 253V252H57ZM57 253H56V255H57ZM62 253V252H61ZM60 253V254H61ZM64 254H65V252H63ZM63 253H62V255H63ZM77 253V252H76ZM78 253H80V250H79V252ZM95 253V252H94ZM97 253V252H96ZM131 253V252H130ZM147 254H148V252H146ZM151 253V252H150ZM150 253L148 254V255H150ZM154 253V250L152 251V254ZM156 253V252H155ZM161 253H162V251H161ZM45 254H46V256L48 255L46 252H45ZM53 254V256H54V254L55 253H52ZM67 254V253H66ZM74 254V253H73ZM80 254H82V252L80 253ZM80 254L78 255V256H80ZM122 254V253H121ZM165 254H166V252H165ZM50 255H51V253H50ZM68 255H69V253H68ZM85 255V254H84ZM87 255V254H86ZM86 255H85V257H86ZM135 255V254H134ZM143 255V254H142ZM142 255H141V253H139V255H137L138 257H140V258H138V257H134L133 255V257L135 258V259H141V260H143L142 259ZM146 255V254H145ZM144 255V256H145ZM145 256V257H149V258H151V255L150 256ZM155 255V254H154ZM153 255V256H154ZM49 256V255H48ZM78 256L76 257V260H78ZM117 256V255H116ZM120 256V255H119ZM127 256V255H126ZM130 256H131V254H130ZM136 256V255H135ZM158 256V258H156ZM156 257L154 256V258H155V260L157 259L158 260V262H161V261H159V259L161 260V259H163V258H166L167 256L165 255V257H164V253H163V255H157ZM179 256V257H178ZM1 257V256H0ZM81 257V256H80ZM90 257V256H89ZM93 257V256H92ZM120 257H122V256H120ZM48 258V257H47ZM65 258V257H64ZM88 258V257H87ZM87 258H86V260H87ZM94 258V257H93ZM93 258H91V259H93ZM118 258V257H117ZM128 258V257H127ZM126 258V259H127ZM144 258V257H143ZM153 258V257H152ZM153 258V259H154ZM178 258H179V260H178ZM181 258V259H180ZM50 259V258H49ZM49 259H48V261H49ZM66 259V258H65ZM81 259H85L84 258V256H83V258H81ZM106 259V258H105ZM113 259V258H112ZM120 259V258H119ZM119 259H116L118 262H119ZM125 259V258H124ZM129 259V258H128ZM130 259H132V257L130 258ZM168 259V258H167ZM167 259H163V261H165V260H167ZM168 259V260H169ZM76 260L74 261V262H76ZM90 260V259H89ZM99 260V259H98ZM120 260H123V258L122 259H120ZM140 260V261H141ZM145 260H147V259H144V261ZM149 260V259H148ZM148 260H147V262H148ZM52 261V260H51ZM66 261H68V259L66 260ZM71 260H69V262H68V264L70 263L71 264V262H70ZM79 261H80V259H79ZM91 261V260H90ZM93 261H95V260H92L91 262H93ZM103 261V260H102ZM109 261V260H108ZM139 261V262H140ZM55 262V261H54ZM56 262H57V260H56ZM84 262H85V260H84ZM88 262L89 261H87V264H88ZM91 262H89V263H91ZM116 262V261H115ZM123 262V261H122ZM121 262V263H122ZM131 262V261H130ZM150 262V261H149ZM152 262H155V261H152ZM157 262V263H158ZM13 263V262H12ZM51 263V262H50ZM57 263H60V262H57ZM62 263V262H61ZM120 262L118 263V264H121ZM141 263V262H140ZM143 263H145V262H143ZM166 261L165 262H162L161 264H168ZM21 264V263H20ZM53 264V263H52ZM64 264V263H63ZM66 264V263H65ZM82 264V263H81ZM86 264V263H85ZM93 264V263H92ZM134 264H136V263H134ZM147 264V263H146Z\"/></svg>",
    "mask_w": 264,
    "mask_h": 264
},
{
    "label": "rangeland",
    "instance_id": "rangeland-1",
    "mask_svg": "<svg viewBox=\"0 0 264 264\" xmlns=\"http://www.w3.org/2000/svg\"><path fill=\"white\" fill-rule=\"evenodd\" d=\"M0 2L2 3H6L7 5H9L10 4V2L12 3V5L15 7V9H16V7H20V8H17L16 10H17V12L18 11H20L21 13H15V14H13V16H12V14L11 13H9V14H7L6 12V14L4 13V12H2V11H4V8H1V7H3V5L4 4H0V9H1V19L3 20L4 19V17L6 18V19H8V20H5V21H7V23H5V28H2L3 30L5 29V31L4 32H6V30H7V26H10V27H8V31L11 29V30H13V25H15L14 27H15V29L16 28H20V27H16V26H19L18 25V23H20V24H22V26L23 27H28V29H30L31 27L33 28V31H32V33L31 34H34V36H33V38H32V36H30L31 38H32V41H33V39H34V41L32 42L33 44H34V42L36 43L35 44V46L36 45H38V46H36L37 47V50H35V49H33L35 46H33V48L31 49V48H29V52L31 51L32 53H30L29 54V52H28V55H33V54H35L33 57H35V58H33V59H30V58H32V55H31V57L29 58V60L31 61V62H33V63H31L30 64V62H29V64L27 63V65L29 66V67H27V65H26V71H27V69H29L28 71H30L31 73H30V75H32L33 73H34V75H32V76H35V77H32V79L33 78H35L34 79V81L33 80H30L31 78H29V79H27L28 77L25 75V72H24V74L22 73H19V75H17L16 77L17 78H19L20 77V79H18V80H20V81H22V84H26L27 82V84L29 85H33V82H34V84L35 85H37V82H38V87H41L40 86V84H42V83H40V79H39V77H41L39 74V72L41 71V69H39V68H42V65H41V62L39 63H37L36 62V60H34V59H37V61L39 60V54H41L42 53V50H43V48H41V46H39V44H38V42H40L39 41V37H41V36H45V37H43V38H45L46 39V36H47V38H49V36H53L54 35V33H56L55 35H58V34H60L61 32H58V34H57V31L56 30H58V29H56L55 28V26L57 25V26H60V24L58 25V20L57 19H59L61 22L63 21L62 19H63V14H62V12L61 11H59V10H55V9H53V8H51V7H49L43 0H0ZM7 2H9V3H7ZM12 5H10V6H12ZM12 6V7H13ZM19 9H22V10H19ZM4 13V14H3ZM13 13V12H12ZM3 15H4V17H3ZM8 15H10V16H8ZM25 16V18H23ZM8 17V18H7ZM17 17V18H16ZM19 17V18H18ZM31 17V18H30ZM20 18H21V21H20ZM26 18H27V20H26ZM1 19H0V21H1ZM11 19V20H10ZM25 19V20H24ZM30 19V20H29ZM14 20H16V21H14ZM5 21H1L2 22V24H3V22H5ZM11 22V23H10ZM25 22V23H24ZM61 22H59V23H61ZM17 23V24H16ZM1 24V23H0ZM9 24V25H8ZM13 24V25H12ZM4 25V24H3ZM3 25H2V27H3ZM7 25V26H6ZM1 27V26H0ZM12 27V28H11ZM30 27V28H29ZM25 28V29H26ZM24 29V28H23ZM47 29H49V31H52V30H55V31H52V32H49V31H47ZM51 29V30H50ZM0 30H1V28H0ZM15 31H17V30H15ZM15 31H12L13 33H15ZM19 31V30H18ZM22 31V30H21ZM24 31V30H23ZM22 31V32H23ZM26 31V30H25ZM25 31H24V33H25ZM60 31V30H59ZM63 31H64V29H63ZM1 32V31H0ZM1 33V34H5V33ZM20 32V31H19ZM19 32H17V33H19ZM29 32V31H28ZM30 32H31V30H30ZM30 32H29V34H30ZM46 32H48L49 33V35H48V33L46 34ZM65 33L66 32H68V30H65L64 31ZM8 33V32H7ZM7 33H6V36H7ZM10 33H11V31H10ZM13 33H11L10 35L12 36V34ZM9 35V34H8ZM9 35V36H10ZM15 35V34H14ZM13 35V36H14ZM22 35H25V34H21V36ZM55 35L53 36V38L52 39H50V42H52L51 40H53L54 38H55ZM5 36V37H6ZM16 36V35H15ZM20 36V33H19V35H17V37H15V41H12L13 39H9V38H7L6 37V39H4V38H0V39H4V40H1V44H0V57H2L4 54H6L7 53V51H9L10 50V52H11V49L13 48H11L10 46H12V44L13 43H11V42H15L17 45V47L18 48H20V49H22V50H20V51H22L21 52V54H19V52H18V50H17V54H19V58H22L24 55H25V53H23V52H25V51H27V50H24L23 48H21V46L22 45H24V44H22V45H19L17 42H21V41H18V38H20L19 37ZM60 36H61V34H60ZM56 37V39H54L53 40V42H55V40H56V44H57V42L59 41L60 42V40H61V37ZM1 37H2V35H1ZM4 37V36H3ZM10 38H12V37H10ZM21 38H23V37H21ZM20 38V40H22ZM26 38L27 39H25V38H23V40H22V42L23 41H25L26 40V42H23V43H26V46H28L27 45V40L29 39V35H26ZM31 38H30V40H31ZM35 38L37 39L38 38V42H36L35 41ZM41 39V41H42V38H40ZM6 40V41H5ZM11 42H10V41ZM46 40H48V39H46ZM4 41V42H3ZM7 41L9 42L8 44H9V46L6 44L7 43ZM29 41V40H28ZM21 42V43H22ZM58 42V43H59ZM20 43V44H21ZM54 43V44H55ZM6 44V45H5ZM33 44H31V43H29V45H31V47H32V45ZM5 45V46H4ZM19 45V46H18ZM7 46V47H6ZM15 46V45H14ZM35 47V48H36ZM38 47H40V48H38ZM7 48V49H6ZM15 48V47H14ZM26 48V47H25ZM28 48V47H27ZM9 49V50H8ZM42 49V50H41ZM7 50V51H6ZM24 50V51H23ZM33 50V51H32ZM34 50H35V52H34ZM13 51H15L16 52V50H13ZM12 51V52H13ZM41 51V52H40ZM44 51V50H43ZM10 52H8V55L7 56H9V59H10V57H12L10 60H12L13 59V56H15L14 55V53L15 52H13V55L11 56V54H12V52L10 53ZM34 52V53H33ZM37 52H40L38 55H37ZM64 52V53H63ZM24 55H23V54ZM27 53V52H26ZM53 55H51L50 54V57L49 58H47V60L45 61V64L43 65V66H51V68H57L58 66H59V63H60V59L63 57V55L62 54H64V56L66 55V51H64V49H62V48H60V49H56V50H54V51H52L51 52ZM10 54V55H9ZM23 55V56H22ZM27 54L25 55V58L26 59H28V56ZM36 55L38 56V58L36 57ZM22 56V57H21ZM16 57H17V55H16ZM15 57V58H16ZM41 57V56H40ZM24 58V57H23ZM24 58V59H25ZM43 58V57H42ZM80 59H82L81 57H79ZM7 59H8V57H7ZM9 59H8V61H9ZM23 59V60H24ZM25 59V60H26ZM79 59V60H80ZM1 60H2V58H1ZM15 60H17V58L15 59ZM19 60V59H18ZM17 60V61H18ZM22 60V59H21ZM22 60V61H23ZM35 62H34V61ZM14 61V60H13ZM40 61H41V59H40ZM19 62V64L21 63V61L19 60L18 61ZM27 62V61H26ZM23 64H24V62H22ZM18 64V63H17ZM18 64V67L20 66ZM34 64V66H37L36 68L35 67H33L32 65ZM40 64V66L38 67V65ZM42 64H43V62H42ZM5 65V62H2V64H1V67L0 68H2V66H4ZM22 65V64H21ZM22 67H24V66H22ZM33 67V68H32ZM79 67H80V63H79V65H78V68L77 69H79ZM25 68V67H24ZM38 68V69H37ZM51 68H49V69H51ZM14 70H16L15 68H13ZM32 69V70H31ZM36 69V70H35ZM38 70H40V71H38ZM16 71H18V69L16 70ZM15 71V72H16ZM38 71V75L35 73V72H37ZM14 71L13 72H11V74L9 75V76H11L10 78L12 79L14 76V73H15ZM19 72H20V70H19ZM27 73H29V72H27ZM1 74V73H0ZM15 74H17V72L15 73ZM36 75H37V78L39 79H36ZM78 75V74H77ZM1 76H2V74H1ZM0 76V77H1ZM13 76V77H12ZM68 76H70V80L69 81H67V85H68V89H69V92L70 93H72V94H74L73 93V91L75 92V99L74 100H72L73 99V97L71 98H67L65 95L63 96V100L62 101H64L65 100V102H66V100H68V104H69V102L71 103V102H73V103H71V104H74V102H76L74 105H71V104H69V106H67V102L66 103H64V102H62L61 104H59V106H60V109H63L64 107L67 109L68 107V110H65V113H67V115H68V117L69 116H71V118H72V115L71 114H73L74 116H75V118H76V120H77V116H79V121L77 122V124L78 123H81V124H79V125H77V126H79V132H81V138H84V136H86V133L84 132V130L86 131V132H88V130L87 129H89V130H91V128H92V130H94L95 131V129L99 132V133H97V131L96 132H90L91 134H92V136L89 134V136L87 135V137H89V139L88 140H86L87 142H86V144L88 143V145L87 146H85L84 147V140H82L81 139V141H83L82 143H83V146L81 147L80 145H79V148H80V153H84V152H81L82 150L83 151H85L84 150V148H88V146L90 147V145H91V147L92 146H94V147H96L97 146V144L99 143V142H101L102 143V145H100L101 143H99L98 144V146L100 145L101 147H104L105 146V143H107L109 140H112L113 138L114 139H116V140H119V138L123 135V134H125L126 132H128V131H124V130H122V129H119V128H115L114 126L112 127L111 125H108V124H105V123H102L101 121H99V120H97V119H95L87 110H86V108H85V106L82 104V101L81 100H79L80 99V96L78 95L79 94V90H78V88L76 87V85H78V82L75 80V78L76 77H74L75 76V73L73 74V70H70L69 72H68ZM16 77H15V79H16ZM31 77V76H30ZM1 80L0 81H2L3 79H2V77L0 78ZM5 79V82H2V84L3 83H8V80H6L7 78L5 77L4 78ZM11 79H10V84L8 83V85L9 86H6V88L4 89L5 91H3V93H6L7 92V94H6V97L4 96V94L2 93V89L0 90V97H5L6 99H5V102L6 103H4V105H3V108H6V106H9V107H12V108H14V107H16L17 108V105H18V108H20V106L19 105H21V107L22 108H20L21 110H20V112L23 114V118H18L17 117V120H15V119H13L10 115H9V117L8 116H6L3 112H1L0 111V116L2 117V119L5 121V123L7 124V127H9L10 129H11V131L14 133V135H15V137H16V141H17V143L18 144H21V142L20 141H22V158H21V162H22V164H14L13 165V168H11V169H9V170H7V173H6V175H4L3 177H1L0 178V202L2 203V201L1 200H3V203H4V201H5V199H1V198H6V201H12V200H14V198H16V200H24V201H26V198H28V200L31 198L32 199V201L34 202V201H36V200H34V199H40V197H41V195H43L44 196V194L43 193H41V192H38V189L40 188V186L42 185V183H43V185L42 186H44V183L45 184H47L46 182L47 181H49L48 182V184L47 185H51V183L50 182H53V181H50L48 178L49 177H44V180L43 179H41L40 177H41V175L39 174V176L37 175V173L35 172V171H37V170H35L34 171V167H32V169L30 168L31 166V164H34V162H35V164L37 163V161H35V160H32L31 159V156H32V154H35V155H40V156H45V157H48L49 156V154H48V156H47V154L45 153H43L44 152V150H43V147H42V149H41V147H40V149H39V147H36L35 146V144H33L32 143V139H34V134L33 133H37V131L38 130H41L40 132H43V129L41 128V127H39L38 125H40V124H38L37 126H36V122L37 121H39V120H32L33 122H30V120H29V118L28 117H24V116H26V109L23 107L24 105H23V103H20V104H18V103H16L17 102V100H16V98H15V96L13 97V98H11V96H12V93H10V90H13V88L11 87L12 86V82H13V79H12V81H11ZM17 80V79H16ZM29 80L32 82H30L29 83ZM36 80H38L36 83H35V81ZM4 81V80H3ZM76 82H77V84H76ZM1 83V82H0ZM6 83V84H7ZM18 83V82H17ZM16 83V85H18ZM40 83V84H39ZM70 83V84H69ZM5 84V85H6ZM19 84H21L20 82H19ZM4 85V86H5ZM34 85V86H35ZM69 85H71V86H69ZM15 86V84H13V87ZM36 86V87H37ZM9 87V88H8ZM74 89H73V88ZM76 87V88H75ZM12 88V89H11ZM64 88V87H63ZM72 88V89H71ZM6 89H8V91H6ZM36 89H38V88H36ZM36 89H33L34 91L36 90ZM40 89H38V91H39ZM66 91V90H65ZM68 91V90H67ZM36 92V93H35ZM34 93L35 94H37V93H39V92H37V91H35ZM69 92H67V96L69 97V95H70V93ZM1 93H2V95H1ZM33 93V94H34ZM10 94V96H8ZM72 96H74V95H72ZM10 97V98H9ZM77 97H79V98H77ZM3 98H0L1 100H4ZM10 99V100H9ZM42 100V99H41ZM41 100H40V102H41ZM76 100V101H75ZM78 100H79V102H78ZM10 101H11V103H10ZM14 101H16V102H14ZM22 101V100H21ZM78 102V103H77ZM10 103V104H9ZM79 103H81V105L79 104ZM6 104H8V105H6ZM12 104V105H11ZM41 103H39V101H38V98H37V100L36 99H34V103H33V105L34 106H39ZM63 104L65 105V106H63ZM62 105V106H61ZM79 108H78V107ZM24 108V109H23ZM64 108V109H65ZM71 108V109H70ZM75 108V109H74ZM78 108V109H77ZM63 109V110H64ZM80 109V110H79ZM70 110H74V112H72V111H70ZM77 110H79V111H77ZM82 110V111H81ZM81 112V114L82 115H80L79 113V115L76 113V112ZM76 113V114H75ZM90 114V115H89ZM77 115V116H76ZM88 115V116H87ZM86 116V117H85ZM92 118H90V117ZM88 117V118H87ZM27 118V119H26ZM70 118V117H69ZM82 118V119H81ZM84 118H86L85 120H83ZM73 119H74V117H73ZM71 119V121H72V123H73V125H74V123L76 122V120L74 119ZM239 119H240V117H238V119L235 121V126L237 127V125L239 124ZM83 120V121H82ZM87 120H90L91 122L89 123V121H87ZM95 121V122H93V121ZM34 121H36V122H34ZM84 121H86V123L84 122ZM30 124H29V123ZM40 122V121H39ZM39 122H37V123H39ZM34 123H35V125H34ZM41 123V122H40ZM101 123V124H100ZM151 122H149L148 121V123L147 122H141L140 124H141V126H143V125H148V124H150ZM157 123V122H156ZM176 123V122H175ZM229 122H227V123H225V124H223L222 126H220V127H217V128H215V130H223L226 126H227V124H228ZM94 124H96V125H93ZM98 124V125H97ZM99 124L103 127V129H102V127L100 128V126H99ZM152 124H154V122L152 123ZM176 124H180V123H176ZM76 125V124H75ZM74 125V126H75ZM85 125V126H84ZM87 125V126H86ZM90 125V126H89ZM182 124H180V127H182L181 126ZM39 127V129L38 128H36V127ZM41 126V125H40ZM82 126V127H81ZM85 128H84V127ZM93 126V127H92ZM30 127H31V129H30ZM90 127V128H89ZM95 127V128H94ZM41 128V129H40ZM74 128V127H73ZM80 128H83L84 130L83 131H81V129ZM182 128H184L183 130H187L186 129V127L185 126H183ZM32 129H34V130H32ZM37 129V130H36ZM140 131H141V129H142V132H150V133H153V132H158L159 131V129L158 128H156V127H154L153 129H151V128H147V130H145V128H138ZM138 129H135V130H137V131H139ZM91 130V131H92ZM103 131V132H101V131ZM108 130V132H106ZM121 130V131H120ZM149 130V131H148ZM167 130H169V129H167ZM36 131V132H35ZM111 131H114V132H111ZM116 131V132H115ZM82 132L83 133H85V135H83L82 134ZM111 132V133H110ZM110 133V134H109ZM37 134H39V132L37 133ZM97 134H99V135H97ZM101 134V135H100ZM103 134V135H102ZM108 134V135H107ZM83 135V136H82ZM94 135H96V138H99L100 136V138L98 139L99 141H97L94 137ZM37 136V135H36ZM41 135H38V137H40ZM90 136H91V138H93V140H96L98 143H95L96 145H93L94 144V142L92 141V139L90 138ZM120 136V137H119ZM110 137V138H109ZM235 137V136H234ZM51 138V139H50ZM236 138V137H235ZM238 138V137H237ZM84 139H86V137L84 138ZM108 140V141H105V140ZM113 139V140H114ZM48 140H49V143H51V141L50 140H53L52 139V137H49L48 138ZM241 140V138L239 139H237L236 141V143L235 144H237L239 141ZM67 141H68V139H67ZM66 140H65V143L67 142ZM90 141H92L93 143H91ZM104 142V143H103ZM231 142H233V141H231ZM64 143V144H65ZM82 143H80L81 145H82ZM67 144V143H66ZM71 144H68V146H70ZM72 146V145H71ZM78 146V145H77ZM97 146V147H98ZM65 147V149H68V148H66V146H64ZM73 147H74V145L72 146V148L70 147V150H71V152H75V150H73ZM84 147V148H83ZM90 147V148H91ZM35 148H36V150H35ZM76 148H78V147H76ZM79 148H78V150H79ZM82 148V149H81ZM180 148V147H179ZM63 149V145H62V148H61V150ZM65 149L63 150L64 152H65ZM92 150H93V147L91 148ZM94 149H96V148H94ZM101 149V148H100ZM48 150V149H47ZM47 150H45V152H48ZM59 150H60V147H59ZM69 150V151H70ZM78 150H76V151H78ZM89 150L90 149H88V152H89ZM35 151H36V153H35ZM55 151V153H56V151H57V149H55L54 150ZM53 151V152H54ZM69 151H66V152H69ZM94 151V150H93ZM98 151H99V148H98V150H97V153H98ZM71 152H69L70 153V155H71ZM96 151H94V153H95ZM76 154H77V152H75ZM75 153H74V155H75ZM79 152H78V154H77V156H76V158L79 156V154H80ZM86 154H89V153H87V151L85 152ZM53 154V153H52ZM59 154H62V153H60L59 152ZM58 154V155H59ZM64 154V153H63ZM66 154V153H65ZM73 154V153H72ZM85 154V155H86ZM93 154V153H92ZM54 155V154H53ZM56 155V154H55ZM68 155V154H67ZM66 155V156H67ZM69 155V156H70ZM84 154H83V156H85ZM51 156V155H50ZM57 156V155H56ZM56 156H54L55 157V160H56V158H58V157H56ZM59 156H62V155H59ZM68 156V159H67V161H66V163H65V161L63 162V160L64 159H62V161H61V159H58V160H60V162H63L62 164L64 165V163H65V165L63 166V165H61L60 163H58V164H60L61 166L60 167H57L58 169H59V176H61L60 175V169L62 168L63 169V167H64V169L63 170H65L66 169V167H68V164H73L72 163V161L74 160V157H73V160H71V158H72V155H71V158ZM80 156H82L81 154H80ZM79 156V157H80ZM82 156V158L83 159H81L80 160V162L79 163H77L76 161H78L77 159H75L76 161H74V163L75 164H88V158H89V156L90 155H88V158H85V157H87V155L85 156V157H83ZM91 156H93V155H91ZM90 156V157H91ZM65 157V156H64ZM64 157H62V158H64ZM59 158H61V157H59ZM249 158L251 159V162H253L254 163V166H253V163H251V162H248L249 164L251 163L252 165L251 166H253V167H255V166H257V168L256 169H259V170H261L262 172H259L258 174H256V173H252V172H249L251 169L252 170H254L255 168H251V169H248L247 171L248 172H246V173H244L243 175H240L239 173H240V171H242V169H243V164H240V168L239 169H234V164H232V168H229V169H227L226 171H227V176H228V179H227V181H226V183H229L231 186H230V188H228L227 190H225V191H220V192H218V188H216L215 190H212V189H207V191L206 192H208V193H206L207 195H203V194H197V193H195L193 190H192V188H190L191 187V185L188 183V177H189V175L192 173H189V175H188V177L187 178H184V182H180V181H178L177 183H174V180H173V182H166V181H161V180H159L158 178H156V177H154V176H151V175H145V174H143V173H140V172H130V173H123V174H118V175H113V176H108V177H100V178H96L95 179V176L94 175H88V176H84V175H80L79 177H77V176H75L74 174H73V172L76 170L75 168H70V170L69 169H66V170H68V172L65 170L64 172H66V174L67 173H69V171H71V169H73L69 174H71L72 173V175H69V174H67V175H69V177H68V179H67V175H65L64 174V172H61L62 173V176H61V178H59V180L61 179V181L63 180V176L65 175V179L62 181V184L63 183H68L67 184V186H69V183H70V185L72 186H70V189H72V190H75V188H76V190H77V188L79 189V190H81L80 191V193H74V201H76V199H75V196H76V198H78V201H76V202H74L76 205H79L80 206V209H81V202H87V205L88 204H90L89 206H92V204H91V200L90 199H88L87 197H86V194L85 193H87V191H88V188H90V187H95L96 185H98L97 187L100 189L101 188V190H102V193H104L106 196H108L109 198L110 197H116V198H118V199H121V200H123L124 198H125V195L123 194L124 192H132V191H134L135 189H137L138 187H137V185H136V180H137V178H138V176H145V179L147 180V181H149L150 182V184H151V189H150V192H149V196H148V198L146 197V194L145 193H143V194H138V196H139V199L138 200H140L139 202V205H140V209L141 210H143L144 211V214H146V216L149 218V217H151V218H153V219H151V220H157V219H155V218H158L159 219V217H161V219L160 220H162L163 218H164V220H163V222L165 223H163L164 224V227H163V224L161 225L162 227H163V229H164V231L162 230V233H161V229H157L156 228V231H155V233L157 232V233H161V234H158V239L157 238H155L154 240H156V241H153V238L154 237H156L157 236V234L154 236L153 234H155V233H152L151 232V236H154V237H152V239H151V241H153V242H151V243H148V245H147V243L146 242H144V241H139V240H137L138 239V236H137V238H136V236H134V235H136L135 233H134V235L132 234V240H134V244L133 245H135V244H137V245H135L136 247H138V246H141L140 244H142V246H144L143 245V243H141V242H144V244H146L147 246H145V250H146V252H148V254L150 253V255H151V258H149V257H145V256H147L148 254L145 252V250L143 251L142 250V246H141V248H138L140 251H138V253L136 252L137 251V248L135 247V246H132V241H130V242H128L127 244H129L130 243V245H127V244H125V245H127V247H125V245L124 246H122L120 249L119 248H115V247H112V246H110L111 244L110 243H108V244H102V243H94V242H92V243H90L89 241H86L85 239H86V236H85V232H83V231H85V229H84V224L83 223H80V222H78V226H76V227H74L73 228V230H71L72 232L70 233V234H73V236H71L70 235V238H71V240L73 241V244H72V241L70 240L69 242H65V241H63V243H62V240L60 241L59 240V242H58V238L56 239L55 237H51V235H50V233L48 232V231H51V229L49 230L48 228V226H46L45 225V230H47V231H45L43 228L44 227H41V226H43L44 225V222L43 221H41L40 219H39V216L37 215V212H36V210L34 209V207H32L31 206V208H29L30 206H26V208H28V210H26V208H24V207H21V209L22 208H24V209H19L18 207V210H14V212H13V210L11 211V213L13 212V214L15 213V215L16 216H11L12 218L14 217V219H12L14 222H15V220L17 221V222H15V223H19L18 225L19 226H21L20 224H21V222L20 221H22L21 220V217H22V219H23V223L25 222V219H27L26 221H27V224H28V222L29 221H31L32 222V224L30 223V224H28V228H26V226H27V224L25 225V224H22V225H24V227H25V230H26V233H29V235L27 236V234H26V236L28 237V240H29V237H30V235H34L35 236V238L36 237H38V238H36L35 239V241H38V242H40L41 241V243H38V242H35L34 240H32L31 241V243L30 242H28V240L24 237V234H23V238H25L26 240H24L23 238H18V236H16L17 237V239H20V244L19 243H14V248H13V250H14V259H10L8 262H5V263H7V264H68V262H69V260H71L70 262H71V264H87V261H89V262H91L92 260H95V261H93V262H91V263H89L88 262V264H118L119 262L121 263L122 261V263L121 264H134V263H136V264H161L162 262H169L170 261V259L169 258H171V253L173 254L174 253V251H173V248L172 247H176L177 246V243L178 244H180V243H186V244H189V245H186V247L184 246V244L182 245V244H180L179 246H181V247H183L182 248V251H185V250H183V249H185V248H187V246H188V248L186 249L187 250V252H184L183 254H185V253H188L189 252V250L191 249V247L192 246H196V247H198L199 245L198 244H200V243H197V241L199 240L200 241V239L202 240L203 238V236L202 235H200V236H198V237H200V238H198L197 237V235H195L196 233H198L197 231H193L194 232V235L192 234L191 235V232L190 231H188V229H190L191 227H190V224L189 225H187L192 219V217H190L189 218V215H191V214H193V213H200V214H206V213H209V212H212V211H214V212H217L218 210H220V208L222 209L223 208V210L224 209H226L227 207L228 208H232L233 206H235L237 209H235V207H234V209L235 210H238V211H235L236 212V214L238 213V214H240V215H245L244 217H241L240 215L238 216V214H237V216L238 217H241V218H246V221H249V223H246V224H251L253 221L252 220H254V222L256 221L255 219H257L258 218V216H259V220L260 221H258V223H252L253 225H247V226H249V227H247L246 228V226H244L243 228L244 229H249V230H247V232H249V231H251L252 229V227H254L255 228V230H254V228H253V230H252V232H257V235H256V233H251L250 232V234H252V236H253V239H252V241L249 243V244H247V245H249V246H251V244H252V246L254 245L255 246V244H256V247H257V242H259L258 243V245H261V243H260V241L261 242H263L264 241V237H262V236H264V235H262V234H264V216H261V215H264V160L263 159H261L260 157H258L256 154H254V153H249ZM30 159H31V161H30ZM52 159H53V157H52ZM54 160V159H53ZM54 160V161H55ZM58 160L57 161H55L56 163L58 162ZM68 160H71L70 162H68ZM54 161H51V159H48L47 161L46 160H43V162H41L40 164H55V162ZM38 164V163H37ZM235 164H238V163H235ZM258 164V165H257ZM59 166V165H58ZM63 166V167H62ZM259 166V167H258ZM261 166H262V168H261ZM29 168V169H28ZM57 168H54L53 170H51V171H55L54 172V174L57 172ZM51 169V168H50ZM31 170H33V171H31ZM63 170H61V171H63ZM251 170V171H252ZM231 171V172H230ZM239 172V173H235V172ZM33 172H34V175L35 176H38L39 177V179L41 180V181H37L36 180V183H35V185H34V180H32L35 176L34 175H32L33 174ZM52 172V173H53ZM255 172H257V171H255ZM39 173V172H38ZM54 174H53V176H54ZM229 174V175H228ZM43 175V174H42ZM237 175V176H236ZM58 176V177H59ZM259 176V177H258ZM38 177L36 178V179H38ZM54 177H56V178H58L57 177V175H55ZM235 177V178H234ZM254 177V179H252ZM29 178H31V179H29ZM34 178V179H35ZM47 178V179H46ZM92 178V179H91ZM71 179H72V181H71ZM75 179V180H74ZM185 179H187V180H185ZM77 180V181H76ZM82 180V181H81ZM250 180V181H249ZM254 180V181H253ZM42 181H44V182H42ZM70 181V182H69ZM74 181H76V182H74ZM233 181V182H232ZM234 181H236V182H234ZM240 181V182H239ZM39 182V183H38ZM72 182V183H71ZM85 182V183H84ZM247 182V183H246ZM22 183V184H21ZM31 183V184H30ZM41 183V184H40ZM97 183V184H96ZM170 183H172V184H170ZM223 183H224V181H223ZM251 183V184H250ZM58 184H59V182H58ZM94 184V185H93ZM187 184V185H186ZM38 185H40L39 186V188H37L38 187ZM60 185H61V183H60ZM60 185H58V186H55V187H60ZM76 185H79V187L78 186H76ZM31 186H33V188L31 187ZM82 186V187H81ZM31 187V188H30ZM54 187V186H53ZM87 187V188H86ZM86 190H85V189ZM97 189V188H96ZM98 189V190H99ZM33 190V191H32ZM37 190V191H36ZM82 190H83V193H82ZM100 190V191H101ZM85 191V192H84ZM158 191H162V193H163V198L160 200V201H158V202H153V205L154 206H156L155 207V209H152L151 208V205H150V199H151V196L152 195H154V194H156ZM36 192V193H35ZM214 192V193H213ZM7 194V195H6ZM8 194H9V198H7L8 197ZM18 194H20V195H18ZM26 194H27V196H26ZM29 194V195H28ZM10 195H11V197H10ZM78 195V196H77ZM142 195V196H141ZM6 196V197H5ZM41 197V198H45L47 195H45L44 197ZM83 196V197H82ZM14 197V198H13ZM24 197V198H23ZM36 197H39V198H36ZM81 197V198H80ZM123 197V198H122ZM19 198V199H18ZM23 198V199H22ZM87 200V201H84L85 199ZM8 199V200H7ZM11 199V200H10ZM81 199V200H80ZM84 199V200H83ZM5 201V202H6ZM89 201H90V203H89ZM247 203V204H246ZM54 204V205H53ZM59 203H58V201L57 200H55V202H53L52 203V205L53 206H59L58 205ZM82 204H85L86 205V203H82ZM243 204H245L246 206H248L247 208L250 210V209H252V210H248L246 207H245V205H244V208L241 206V205H243ZM258 204L261 206H258ZM75 205V206H76ZM84 205V206H85ZM230 206V207H229ZM258 206V208H256L255 209V207H257ZM260 207V208H259ZM227 208V209H228ZM248 210L247 212L246 211H244V210ZM24 211L23 213L21 212V211ZM26 210V211H25ZM30 210V211H29ZM32 210H33V212H32ZM130 210V209H129ZM129 210H125V209H118V210H116V211H111L109 214L106 212V211H104L103 210V212H102V210L101 211H99L100 213H107L108 215H109V217H110V222L114 225V227H115V231L118 229V228H120L123 224H122V222H124V221H126L127 220V222L129 223L130 222V220H132L133 219V222H132V224L131 223H129V225L131 224L132 226H133V223H135V221H139L140 219V217H138V216H134V214L132 215L131 214V212L129 211ZM22 213V214H20L19 215V213ZM28 211V212H27ZM34 211H35V213H34ZM179 211V212H178ZM28 214V215H26V213ZM30 212H32V213H34L33 215H32V213L30 214ZM99 212L98 213H96V215L98 216V218H99ZM241 213H243V214H241ZM245 213V214H244ZM12 214V215H13ZM29 214H30V216H29ZM181 214V215H180ZM184 214V215H183ZM34 215H35V217H34ZM26 216H27V218H26ZM145 216V215H144ZM181 216H186L185 218H189V219H187V220H185V221H189L187 224H186V222L184 221V217H181ZM262 218H261V217ZM20 217V218H19ZM24 217V218H23ZM31 219H29V218ZM32 217V218H31ZM155 217V218H154ZM170 217V218H169ZM177 217V218H176ZM181 217V218H180ZM17 218V219H16ZM18 218H19V220H18ZM38 218V219H37ZM183 218V219H182ZM240 218V219H241ZM2 217L0 218V228L3 230V226H2ZM38 221V223H36L37 221ZM130 219V220H129ZM169 219V220H168ZM29 220V221H28ZM129 220V221H128ZM168 220V221H167ZM180 220H182V221H180ZM258 220V219H257ZM183 221L185 222V224L183 223ZM192 221H194V220H192ZM245 221V220H244ZM245 221V222H246ZM250 221H251V223H250ZM34 222V223H33ZM140 222V221H139ZM139 222H137V225H136V223L134 224L135 226H134V228H135V230H138L139 228H140V223ZM178 223V225H176L177 223ZM181 222V223H180ZM26 223V222H25ZM16 224V225H17ZM33 224H35L36 226H34ZM140 224V225H139ZM184 225V226H189V228L188 227H186V230L187 231H185V227H184V229H183V226L182 225ZM245 224V225H246ZM17 225V226H18ZM33 226V227H31V226ZM40 226V231H37V230H39L38 228L37 229H35V227H37V226ZM83 227H82V226ZM130 225V226H131ZM176 225V226H175ZM179 225H181V226H179ZM30 226V227H29ZM81 226V227H80ZM131 226V227H132ZM136 226H139V228H137L136 229ZM161 226H160V228H161ZM168 226V227H167ZM177 226H179V227H177ZM15 227V226H14ZM14 227H11V228H14ZM51 227V226H50ZM181 227V228H180ZM242 227V226H241ZM240 227V228H241ZM30 228H31V231H32V229H33V231H36V232H34L33 233V231L31 232L30 231ZM75 228H76V230H75ZM83 228V229H82ZM133 228V229H134ZM142 228V229H141ZM141 228H140V230H144L145 229V227H142V225H141ZM144 228V229H143ZM165 228H166V230L168 231V233H167V231H165ZM178 228H180V229H178ZM236 228H239V227H236ZM237 229V231L236 232H239V230L241 231V229ZM257 228H259L258 230H257ZM0 229V233H3L2 232V230ZM17 229V228H16ZM16 229H14V231L17 233V230ZM177 229L179 230V231H177ZM251 229V230H250ZM44 230V231H43ZM81 232H80V231ZM191 230H193L192 228H191ZM28 231H30V232H28ZM75 231H76V234H75ZM78 231V232H77ZM234 230H232V232H233ZM45 232V233H44ZM46 232H47V234L48 235H50V237L49 236H47V234H46ZM83 232V233H82ZM175 232V233H174ZM181 232V233H180ZM196 232V233H195ZM263 232V233H262ZM24 233V232H23ZM165 233V235H163ZM168 235H167V234ZM173 233V234H172ZM183 233V235H186V236H184V237H182L183 239H181V236H180V234H182ZM186 233V234H185ZM259 233V234H258ZM261 233V234H260ZM46 234V235H45ZM81 234V235H80ZM237 234V233H236ZM249 234V233H248ZM39 235V236H38ZM43 235V236H42ZM163 235V236H162ZM182 235V236H183ZM187 235H191L194 239L195 238H198L197 239V241L195 240V242L193 241V243H191V241H190V239L192 240V237L190 238L189 236L187 237ZM255 235V236H254ZM262 235V236H261ZM160 236H162V237H160ZM180 236V237H179ZM195 236V237H194ZM205 236H207V235H204V237ZM251 236V237H252ZM260 236V237H259ZM19 237H21V236H19ZM33 237V236H32ZM32 237H30V238H32ZM40 237V238H39ZM134 237H135V239L138 241H136L135 239H134ZM160 237V238H159ZM178 238V240H177V238ZM256 237H259V238H256ZM77 238H79V239H77ZM85 238V239H84ZM176 238V239H175ZM190 238V239H189ZM261 238V239H260ZM33 239H34V237H33ZM41 239V240H40ZM43 239V240H42ZM56 239V240H55ZM81 239H83V242L81 241ZM164 239V240H163ZM165 239H167V240H169V242L166 240L165 241ZM176 241H175V240ZM181 239V241H185V240H187L188 241V243H187V241H185V242H180L179 240ZM209 239V238H208ZM257 239V240H256ZM53 240L55 241V242H53ZM78 240H80V241H78ZM85 240V241H84ZM164 242H163V241ZM260 240V241H259ZM30 241V240H29ZM34 241V242H33ZM52 241V242H51ZM158 241V242H157ZM161 241V245H162V250H161V245H159L160 242ZM173 241H174V243L175 242H177V243H175V245H174V243H173ZM198 241V242H199ZM254 241L256 242V243H254ZM77 242H78V245H75V244H77ZM86 242H89V244L87 243V245L85 246V244H86ZM156 242V243H155ZM180 242V243H179ZM253 242V243H252ZM35 243H37V244H35ZM69 243H71V244H69ZM82 243V244H81ZM84 243V244H83ZM156 244L157 245V247H158V245L160 246L158 249H155V246H154V248H153V246H152V244ZM158 243V244H157ZM171 243H173V246L171 245ZM0 244H1V242H0ZM43 244V245H42ZM57 244H59L58 246H57ZM60 244H68V245H65L66 247H64L63 245H60ZM94 244H96L95 246L97 247V248H95V246H94ZM168 244V245H167ZM204 244V241H203V243H202V245ZM206 244V243H205ZM263 244V243H262ZM45 245V246H44ZM49 245V246H48ZM70 245V248L69 247H67V246H69ZM80 245V247H78ZM83 245V246H82ZM102 245V246H101ZM106 245H108V246H106ZM164 245V246H163ZM191 245V246H190ZM35 246V247H34ZM37 246V247H36ZM86 248H85V247ZM93 246H94V248H95V250H94V248H93ZM104 246V247H103ZM128 246L131 248H128ZM150 246V247H149ZM169 246H171V247H169ZM264 246V245H263ZM46 247V248H45ZM52 247H54L53 249H50V248H52ZM57 247V248H56ZM102 247V249H100V248ZM153 248V250H154V253L152 254V248ZM156 247V248H157ZM166 247V248H165ZM178 247V246H177ZM176 247V248H177ZM185 247V248H184ZM189 247H190V249H189ZM47 248H48V250H47ZM55 248H56V250H55ZM63 248V249H62ZM67 248V249H66ZM68 248H69V250H68ZM73 248H74V250H73ZM133 248H136V250L135 249H133ZM149 248H151L150 250H149ZM171 248H172V251H171ZM193 248V247H192ZM45 249L47 250V251H45ZM58 249V250H57ZM60 249V250H59ZM65 249V250H64ZM76 249V250H75ZM94 250V252H91V251H93ZM109 249V250H108ZM111 249V250H110ZM116 249V250H115ZM117 249H119L120 251H122V252H120L119 250L117 251ZM180 247L176 250V249H174V250H176V251H180ZM189 249V250H188ZM253 249V248H252ZM51 250V251H50ZM62 250V251H61ZM79 250H80V253L82 252V254H80V253H78L79 252ZM88 250V251H87ZM90 250V251H89ZM96 250H98V251H96ZM108 250V251H107ZM113 250H115L116 252H114ZM130 250H132V251H130ZM135 250V251H134ZM159 250H161L162 251V253H161V251H159ZM168 250V251H167ZM194 250V249H193ZM192 250V251H193ZM54 251V252H53ZM63 252H65V254L63 253V255H62V253ZM111 251V252H110ZM141 251H143V252H145V254L143 253V252H141ZM164 251V252H163ZM175 251V256L177 257V255H183L182 253H179V254H177V252ZM178 251V252H179ZM181 251V252H182ZM45 252L49 255H47L46 256V254H45ZM58 252V253H57ZM61 254H60V253ZM77 252V253H76ZM89 252H91V253H89ZM97 252V253H96ZM131 252V253H130ZM156 252V253H155ZM165 252H166V254H165ZM190 252H191V250H190ZM194 252V251H193ZM50 253H51V255H50ZM52 253H55L54 254V256H53V254ZM56 253H57V255H56ZM67 253V254H66ZM68 253H69V255H68ZM74 253V254H73ZM122 253V254H121ZM139 253H141V255H142V259L143 260H139L138 258H140V257H138L137 255H139ZM163 253H164V257H165V255L167 256L166 258H163V259H167V260H165V261H163V259H159V261H161V262H158V260L156 259L155 260V258H154V256L156 257L157 255H163ZM80 254V256H78ZM86 255V257H85V255ZM130 254H131V256H130ZM136 256H135V255ZM155 254V255H154ZM177 254V255H176ZM117 255V256H116ZM122 256V257H120V256ZM127 255V256H126ZM136 258V257H138L137 259H135L133 256ZM145 255V256H144ZM150 255H148V256H150ZM154 255V256H153ZM1 257H0V259L1 260H3V256L4 255H0ZM78 256V260H76V257ZM83 256H84V258L85 259H81V258H83ZM90 256V257H89ZM94 258H93V257ZM178 256V257H179ZM48 257V258H47ZM66 259H65V258ZM88 257V258H87ZM118 257V258H117ZM129 259H128V258ZM132 257V259H130ZM144 257V258H143ZM154 259H153V258ZM181 257V256H180ZM50 258V259H49ZM86 258H87V260H86ZM91 258H93V259H91ZM106 258V259H105ZM113 258V259H112ZM122 259L123 258V260H120V259ZM125 258V259H124ZM127 258V259H126ZM156 258H158V256L156 257ZM48 259H49V261H48ZM68 259V261H66ZM79 259H80V261H79ZM91 261H90V260ZM99 259V260H98ZM116 259H119V262L116 260ZM144 259H149L148 260V262H147V260H145L144 261ZM181 259V258H180ZM52 260V261H51ZM56 260H57V262H60V263H57L56 262ZM76 260V262H74ZM84 260H85V262H84ZM103 260V261H102ZM109 260V261H108ZM178 260H179V258H178ZM55 261V262H54ZM116 261V262H115ZM131 261V262H130ZM141 263H140V262ZM150 261V262H149ZM152 261H155V262H152ZM13 262V263H12ZM51 262V263H50ZM62 262V263H61ZM143 262H145V263H143ZM158 262V263H157ZM70 264V263H69ZM169 264V263H168Z\"/></svg>",
    "mask_w": 264,
    "mask_h": 264
},
{
    "label": "built area",
    "instance_id": "built-area-1",
    "mask_svg": "<svg viewBox=\"0 0 264 264\" xmlns=\"http://www.w3.org/2000/svg\"><path fill=\"white\" fill-rule=\"evenodd\" d=\"M161 193H162V191H158L155 195L151 196V201L152 200L153 201L154 200L155 201L160 200V197L162 196ZM151 208L154 209L155 207L154 206H151ZM101 219L107 225L108 231L109 232H112L114 228H113V226L111 224L108 223V215L107 214H103Z\"/></svg>",
    "mask_w": 264,
    "mask_h": 264
}]
</instances>
